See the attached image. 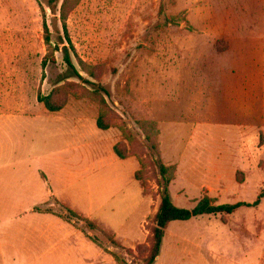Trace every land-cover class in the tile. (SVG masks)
Returning a JSON list of instances; mask_svg holds the SVG:
<instances>
[{
  "label": "rangeland",
  "instance_id": "rangeland-1",
  "mask_svg": "<svg viewBox=\"0 0 264 264\" xmlns=\"http://www.w3.org/2000/svg\"><path fill=\"white\" fill-rule=\"evenodd\" d=\"M61 3L55 13L47 0H0V151L57 149L61 119L34 114L45 113L37 98L51 96L55 105L72 108L64 117L72 129L88 127L99 112L91 95L103 86L109 96L97 92L117 136L107 147L117 146L139 165L125 194L115 187L105 193L102 184L96 190L111 204L128 200L115 214L127 221L117 226V240L131 253L114 249L126 264H144L161 197L155 155L138 122L156 125L159 159L175 168L168 190L177 207L192 209L203 197L216 205L252 204L264 193V0H81L66 21L73 48L62 29ZM44 22L51 49L57 48L45 66ZM66 52L80 79L66 65ZM121 126L135 141L124 138ZM112 151L115 162L106 150L94 163L107 177L108 169L121 167ZM140 199L146 203L136 211L129 204ZM45 206L32 210L85 227L59 203ZM159 257L154 264H264V197L231 215L170 224Z\"/></svg>",
  "mask_w": 264,
  "mask_h": 264
},
{
  "label": "crops",
  "instance_id": "crops-1",
  "mask_svg": "<svg viewBox=\"0 0 264 264\" xmlns=\"http://www.w3.org/2000/svg\"><path fill=\"white\" fill-rule=\"evenodd\" d=\"M40 109L34 114H53L61 119L59 124L53 122L61 126L64 135L57 149L45 151L52 146L44 144V151L38 155L30 153L29 146L27 150L24 146L23 151H10V147L8 151H0V264H117L109 253L113 252L112 247H98L90 240L91 234L76 228L74 222L68 223L49 212H34L32 208L43 204L48 207L47 203L54 206L57 202L94 223L125 247L117 240V226L127 221L119 220L115 214L124 210L120 205L124 206L127 198L116 199L111 204L100 199L96 190L102 184L105 193L115 187L118 194H125L130 186L127 180L134 176L139 165L132 158L119 159L107 147L117 141V136L110 130L97 129L94 117L88 127L72 129L64 118L72 110L68 105L58 113H50L45 107V113ZM0 130L5 131L2 126ZM13 130L11 123L6 132L13 134ZM4 144L1 140L0 148ZM106 150L108 155L112 151L121 162L120 168L115 164L113 170H107L108 177L104 175L105 169L94 168L95 160L100 161ZM109 160L115 162L111 154ZM145 203L140 199L129 205L137 211ZM18 208L25 209L20 212ZM145 213L146 210L139 215L140 230ZM159 258L156 260L160 261Z\"/></svg>",
  "mask_w": 264,
  "mask_h": 264
},
{
  "label": "trees",
  "instance_id": "trees-1",
  "mask_svg": "<svg viewBox=\"0 0 264 264\" xmlns=\"http://www.w3.org/2000/svg\"><path fill=\"white\" fill-rule=\"evenodd\" d=\"M81 0H62L59 13H60V21L62 23V29L64 31V34L66 36L67 44L70 45L71 48V41L68 36L67 32V18L68 14L77 7V5L80 3ZM60 4V0H47V6L53 11L57 12L58 6ZM43 29H44V42L46 47L48 48V53L44 58L43 66L46 65L48 61H53L54 59V52L57 51V48L55 47L54 50L51 49L50 39H49V30L47 28V25L45 22L43 23ZM51 49V50H50ZM64 61L66 65L69 66V68L74 72L75 76L80 79L78 71L73 67L71 59L69 54L66 52L64 56ZM80 65H83V68L85 69V65L79 61ZM88 72L90 73L91 77H94V73L90 71V68H88ZM97 91H100L104 94V96L108 97L109 92L103 87L100 86L96 89ZM95 91L92 93L91 97L92 99L97 102L99 107L98 117L96 119V127L97 129L101 131H107L111 128V123L108 121V117L111 113V110L109 109V106L107 102L105 101L104 96H100L99 93ZM38 102L43 104L45 109L50 113H56L61 111L64 106L63 105H55L52 100L51 96L41 98L38 97ZM140 132L144 136V142L149 149V153H153L155 155V163L157 165L158 174L160 176L159 181V188H160V203L157 209L156 214L154 215L152 219V227L150 229V237L148 238V256L144 261V264H154L156 259L160 256L161 252V246L162 242L165 236V231L167 227L174 222H187L195 218L203 217V216H214V215H231L238 209H241L243 207L247 208H253L257 207L261 201V199L264 197V193H261L258 197V199L253 202L252 204L247 203H236V204H222V205H216L210 198L203 197L200 199L194 208L192 209H186V208H180L173 204L171 196L169 194V185L173 179V175L175 172V168L173 166L167 167L164 166L160 159H159V148L157 144V129L156 125L153 122H138L137 123ZM119 130L123 132L124 138L129 141L133 142L135 139H131L132 135L131 133L126 129L119 127ZM114 154L121 160L126 159V154L124 152H120L119 149H117V146L113 148ZM140 164L142 166V169L144 168L145 164L140 160ZM135 178L138 180L139 178V171L135 174ZM61 206V205H60ZM63 208V206L61 207ZM48 212V211H45ZM69 215L72 218H76L77 220H80L85 227H82V231L84 233H90L91 236L89 237L90 240L101 248H108L112 247L115 250H125L131 253V250H127L122 248L118 243H116L112 238H110L103 230H101L97 225L94 223L83 220L82 218L78 217L75 213L72 211H68ZM62 218V217H61ZM63 219V218H62ZM69 220V219H68ZM67 222V220H65ZM70 221V220H69ZM69 223V222H68ZM110 253V252H109ZM110 255L116 260L119 261L120 259L118 256L115 255V252L113 250ZM122 264H126L119 261Z\"/></svg>",
  "mask_w": 264,
  "mask_h": 264
}]
</instances>
